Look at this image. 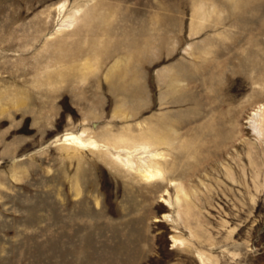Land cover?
Wrapping results in <instances>:
<instances>
[{
	"label": "rangeland",
	"instance_id": "rangeland-1",
	"mask_svg": "<svg viewBox=\"0 0 264 264\" xmlns=\"http://www.w3.org/2000/svg\"><path fill=\"white\" fill-rule=\"evenodd\" d=\"M263 107L264 0H0V264H264Z\"/></svg>",
	"mask_w": 264,
	"mask_h": 264
},
{
	"label": "bare ground",
	"instance_id": "bare-ground-1",
	"mask_svg": "<svg viewBox=\"0 0 264 264\" xmlns=\"http://www.w3.org/2000/svg\"><path fill=\"white\" fill-rule=\"evenodd\" d=\"M68 19H70V21H68V22H70V23L73 22V19H71V17H68ZM252 114H253V116H257L256 113H252ZM260 116L261 115L258 116V120L260 119V120H262V122H264V116L262 118H260ZM258 120L255 117L252 118L250 123H251V127L253 130H256L258 128V125L260 124L259 123L260 121L258 122ZM66 139L72 140L79 147L92 148V147L97 146V142L95 140L90 139V138H88V140H83L81 137H78V136H76V137L70 136L69 138H66ZM161 142L163 144L165 143V145L168 144V142H165L162 139H161ZM145 149H148V146H140V147H137L134 149V152L144 150L143 153L144 152L146 153L145 156L140 155L138 157V164L134 163L133 159L130 157V154L132 152H129V151H126V153H125L126 155L124 157L117 155V157H116L117 161L120 164H122L123 166H126L129 170L136 172L146 182L164 180L165 179L164 173L160 167L159 160H157L159 158V156L162 157V155L160 153L145 151ZM169 184L172 185L173 184L172 181H170ZM167 192L168 191L166 190L165 193L167 194ZM176 200L177 201L180 200V197L178 195L176 197ZM160 202L167 205L168 207H172V203L168 199L161 198ZM173 240L175 243H182L181 240H178V239H173Z\"/></svg>",
	"mask_w": 264,
	"mask_h": 264
}]
</instances>
